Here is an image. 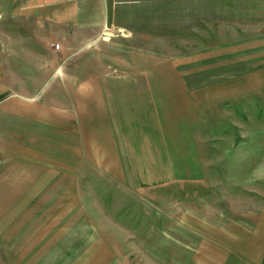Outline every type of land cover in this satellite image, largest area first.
I'll return each mask as SVG.
<instances>
[{
  "label": "rangeland",
  "instance_id": "rangeland-1",
  "mask_svg": "<svg viewBox=\"0 0 264 264\" xmlns=\"http://www.w3.org/2000/svg\"><path fill=\"white\" fill-rule=\"evenodd\" d=\"M27 1L0 0L6 83L36 91L54 65L59 93L94 72L128 83V179L82 164V194L97 189L96 203L80 196L79 210L63 214L107 224L114 250L127 251L116 249L114 264H203L198 237L173 224L174 214L189 206L227 220L264 205V0H105L109 18L93 27L41 20V5ZM95 1L55 0L49 15H95ZM55 198L73 205V196Z\"/></svg>",
  "mask_w": 264,
  "mask_h": 264
},
{
  "label": "crops",
  "instance_id": "crops-1",
  "mask_svg": "<svg viewBox=\"0 0 264 264\" xmlns=\"http://www.w3.org/2000/svg\"><path fill=\"white\" fill-rule=\"evenodd\" d=\"M50 2L55 0L27 1L41 5V20L89 19L88 26L93 27L98 19L109 18L105 0L95 1L100 4L95 15L57 12L50 16ZM110 32L118 30L110 28ZM59 69L54 65L51 78L38 90L25 92L5 82L0 66V264L17 260L22 264H114L117 256L109 239L112 233L101 230L109 228L107 224L80 216L66 218L63 212L79 210L74 203L81 206L77 197L84 195L92 196L89 205L93 206L97 189L82 194V164L103 165L112 178L128 179L125 154L133 143L122 95L128 83L94 72L77 81L71 91L59 93L52 83L64 78ZM65 181L73 186L57 191ZM57 196H73V205L58 203ZM51 212L48 219H23L26 213L45 217ZM182 212L179 217L173 215L172 223L198 237L203 264H264V205L251 206L227 220L223 213L213 216L189 206ZM123 227L127 226L122 221ZM97 229L101 230L98 235ZM180 242L191 248L190 240ZM117 250L121 256L127 253Z\"/></svg>",
  "mask_w": 264,
  "mask_h": 264
}]
</instances>
